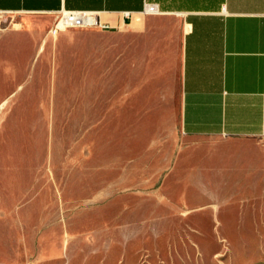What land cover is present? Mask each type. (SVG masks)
<instances>
[{
  "label": "rangeland",
  "instance_id": "1",
  "mask_svg": "<svg viewBox=\"0 0 264 264\" xmlns=\"http://www.w3.org/2000/svg\"><path fill=\"white\" fill-rule=\"evenodd\" d=\"M54 20L0 13L35 44L34 254L0 264H264V138L184 133L173 37Z\"/></svg>",
  "mask_w": 264,
  "mask_h": 264
},
{
  "label": "crops",
  "instance_id": "2",
  "mask_svg": "<svg viewBox=\"0 0 264 264\" xmlns=\"http://www.w3.org/2000/svg\"><path fill=\"white\" fill-rule=\"evenodd\" d=\"M147 3L159 12L144 13ZM62 9L93 11L99 22L154 35L158 44L169 36L177 41L186 135L264 138V0H0V13L52 16ZM21 24L31 28L32 21ZM34 56L27 31L14 22L0 26V252L6 258L34 254Z\"/></svg>",
  "mask_w": 264,
  "mask_h": 264
},
{
  "label": "built area",
  "instance_id": "3",
  "mask_svg": "<svg viewBox=\"0 0 264 264\" xmlns=\"http://www.w3.org/2000/svg\"><path fill=\"white\" fill-rule=\"evenodd\" d=\"M144 13L154 14L158 13L155 4L147 3L144 6ZM55 18L53 22L54 30L66 27H89V26H98L100 28H108L109 25L101 23L96 19V13L93 11L85 10H60L53 13ZM123 17L128 19L130 17V12H123Z\"/></svg>",
  "mask_w": 264,
  "mask_h": 264
}]
</instances>
